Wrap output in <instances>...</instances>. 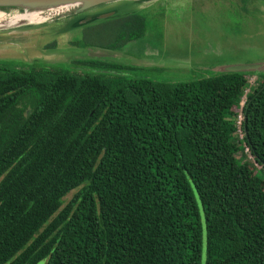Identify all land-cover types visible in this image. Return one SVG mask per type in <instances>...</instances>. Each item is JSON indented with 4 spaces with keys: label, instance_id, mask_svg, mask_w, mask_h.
Returning a JSON list of instances; mask_svg holds the SVG:
<instances>
[{
    "label": "trees",
    "instance_id": "16d2710c",
    "mask_svg": "<svg viewBox=\"0 0 264 264\" xmlns=\"http://www.w3.org/2000/svg\"><path fill=\"white\" fill-rule=\"evenodd\" d=\"M122 19L127 41L142 35L138 15ZM258 78L239 140L245 74L170 84L0 67V264H264Z\"/></svg>",
    "mask_w": 264,
    "mask_h": 264
},
{
    "label": "rangeland",
    "instance_id": "374dc122",
    "mask_svg": "<svg viewBox=\"0 0 264 264\" xmlns=\"http://www.w3.org/2000/svg\"><path fill=\"white\" fill-rule=\"evenodd\" d=\"M134 15L143 22L139 38L127 41L124 16L82 22L71 35H65L55 49L41 51L39 55L46 53L41 64L55 65L48 68L70 74L116 75L173 84L215 77L221 73L220 68L229 65L264 61V0H157ZM55 21H48V25L41 28L37 25L29 28V33L35 32L31 36L34 44L36 35L43 39L38 45L42 48L53 42L55 30L62 23ZM40 29L42 31H38ZM29 47L0 44V54L24 52ZM104 53L107 58H103ZM89 54L92 57L85 56ZM2 56L0 67L10 69L16 65L13 60L1 59ZM75 59L98 61L116 69H85L70 63ZM261 70L264 71V63ZM246 77L247 82L253 84L251 90L257 85L259 74L253 72ZM236 158L249 160L241 153ZM72 194L64 197V201ZM197 207L199 209L198 203ZM200 223L202 225V219Z\"/></svg>",
    "mask_w": 264,
    "mask_h": 264
},
{
    "label": "water",
    "instance_id": "95a60500",
    "mask_svg": "<svg viewBox=\"0 0 264 264\" xmlns=\"http://www.w3.org/2000/svg\"><path fill=\"white\" fill-rule=\"evenodd\" d=\"M155 1L157 0H0V11L4 14L3 20L0 21V35H11L14 32L23 31L22 28L25 26L28 27L25 31H28L29 28L33 29L36 25L41 28L43 25H48L46 22L54 20L67 22V29L76 30L82 22L134 15L139 9ZM131 5H134V8ZM27 14L36 16L39 21L31 23L22 20L12 25L6 24L7 20L16 15ZM81 14L83 16H80ZM104 54L106 56L103 58H107V53ZM85 56L92 57L91 54ZM85 56L82 58H86ZM97 56L98 54H96ZM263 63L264 61L255 64L229 65L220 68L219 71H221L220 74L236 73L248 76L257 72L260 75L264 74V71L261 70Z\"/></svg>",
    "mask_w": 264,
    "mask_h": 264
},
{
    "label": "crops",
    "instance_id": "0c3cea01",
    "mask_svg": "<svg viewBox=\"0 0 264 264\" xmlns=\"http://www.w3.org/2000/svg\"><path fill=\"white\" fill-rule=\"evenodd\" d=\"M131 7L134 8V5H131ZM80 16H83V15L81 14ZM59 24L61 26L59 28H56V30L54 29L55 31H57V32H55V36L53 38L54 39L53 41L55 42V47H56V44L59 43L61 41V39L65 35H68V34L71 35L74 32L71 29H67V26H68V23L67 22L66 23L62 22V23H59ZM32 35H33L32 33H29V31H25V30L18 31V32H14L11 35H0V44L2 46L3 45H5V46H8V45H14V46H16L17 44L18 45H28V46H30L29 49L27 51H24V52H21L19 50H16V51H13V52H4V53H1V54H3V56L1 57V59L13 60V61H15V64L16 65H30L31 61H33V60H37V61L42 60L41 59L42 56L44 54L46 55V53L43 52L44 53L43 55H39V54L42 53L41 51L43 49H46L45 48L46 45H43V48L41 46H38L40 44V42L43 40V39H40V36L39 35H36L38 37L36 38V44H34V41L31 40V36ZM40 47H41V49H40ZM55 47L53 49H55ZM37 49H38V53H35V51ZM46 50H52V49H46ZM51 53L52 52L48 53V55L51 54ZM53 54H58V53H53ZM7 55H12L14 57L7 56ZM42 65H44V64H42Z\"/></svg>",
    "mask_w": 264,
    "mask_h": 264
},
{
    "label": "built area",
    "instance_id": "2783aa9c",
    "mask_svg": "<svg viewBox=\"0 0 264 264\" xmlns=\"http://www.w3.org/2000/svg\"><path fill=\"white\" fill-rule=\"evenodd\" d=\"M252 86H253L252 83H250V82L247 83V86H246L245 89H243L242 95H241V97L239 98V101H238V113H237V115H236L234 120H235V125H236V128H237V135L236 136H237V138L239 140H241V138H242V135H241V132H240L241 109H242V107H243V105L245 103V99H246L247 94L249 93V89ZM243 154L246 155L248 159H251L249 154H248V150L246 149L245 146L243 147Z\"/></svg>",
    "mask_w": 264,
    "mask_h": 264
},
{
    "label": "bare ground",
    "instance_id": "6f19581e",
    "mask_svg": "<svg viewBox=\"0 0 264 264\" xmlns=\"http://www.w3.org/2000/svg\"><path fill=\"white\" fill-rule=\"evenodd\" d=\"M64 7H68V6H64ZM64 7H63V9H64ZM3 16H4V14L0 11V21L3 20ZM22 20H27L28 22L34 23V22H38L39 18H37L36 16H32L31 14L16 15L13 18L7 20L6 24L12 25V24H15V23L22 21Z\"/></svg>",
    "mask_w": 264,
    "mask_h": 264
},
{
    "label": "flooded vegetation",
    "instance_id": "af4514ba",
    "mask_svg": "<svg viewBox=\"0 0 264 264\" xmlns=\"http://www.w3.org/2000/svg\"><path fill=\"white\" fill-rule=\"evenodd\" d=\"M77 60L78 59H75L74 61H77ZM41 63L42 62L40 60L39 61L33 60V61H31L30 65L37 66V67H40V66L43 67L44 65H42ZM70 63H73V61H70ZM46 66L54 67L55 65H46ZM76 66H78V65H76ZM18 67H23V65H14V66H12L13 69L18 68ZM79 67H83V68L87 69V67H84V66H80L79 65Z\"/></svg>",
    "mask_w": 264,
    "mask_h": 264
}]
</instances>
